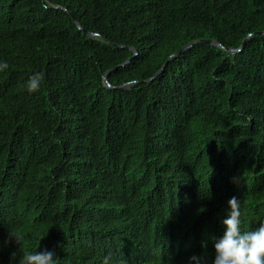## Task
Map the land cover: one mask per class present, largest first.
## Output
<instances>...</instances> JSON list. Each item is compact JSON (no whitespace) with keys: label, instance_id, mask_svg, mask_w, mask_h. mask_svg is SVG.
<instances>
[{"label":"trees","instance_id":"obj_1","mask_svg":"<svg viewBox=\"0 0 264 264\" xmlns=\"http://www.w3.org/2000/svg\"><path fill=\"white\" fill-rule=\"evenodd\" d=\"M256 33L264 0H0V264H212L230 198L264 222Z\"/></svg>","mask_w":264,"mask_h":264},{"label":"clouds","instance_id":"obj_2","mask_svg":"<svg viewBox=\"0 0 264 264\" xmlns=\"http://www.w3.org/2000/svg\"><path fill=\"white\" fill-rule=\"evenodd\" d=\"M7 62L0 63V70L7 69ZM43 80V73L33 74L27 81L29 92L38 91ZM230 211L222 224L226 231L214 240L215 257L212 264H264V222L253 230L241 229V201L235 196L229 199ZM17 240V238L15 237ZM18 241V240H17ZM206 248L207 245L202 244ZM52 251L28 253L22 256L20 264H57ZM103 264H109L105 258ZM124 264V262H121ZM189 264H207V255H193Z\"/></svg>","mask_w":264,"mask_h":264},{"label":"water","instance_id":"obj_3","mask_svg":"<svg viewBox=\"0 0 264 264\" xmlns=\"http://www.w3.org/2000/svg\"><path fill=\"white\" fill-rule=\"evenodd\" d=\"M73 19H74V21H75L77 27H78L80 30H83L82 25L79 23V21H78L75 17H74ZM87 34H88V36H90V37H96V34H93V33H87ZM254 35H264V33H256V34H254ZM252 36H253V35H249V36L245 39V41L243 42L242 47H241L240 49H238V50L229 49L228 51L233 52V53L240 52L242 49H244L246 43L249 41V39H250ZM197 43H205V44H210V45H214V46H216V47H220V48H222V46H221L220 43H216V42L211 41V40H202V41H200V42L191 43V44L185 46V47H184V48H183L178 54L172 55V56L167 60V62L165 63V65L162 67V69H161V70L155 75V77L152 78V79H150V80H153V79H155L156 77H158V76H159V75L165 70V68H166V66L168 65V63H169L171 60H173L174 58H176L177 55H179V54H181V53H183V52L189 50L191 47H193V46L196 45ZM130 49H131L132 51H134L135 56H134L133 58L129 59L126 63H124L123 66L129 64V63H130V62H131V61H132V60L138 55V51H137V50H135V49H133V48H130ZM112 70H115V69H112ZM110 72H111V70L108 71V72L105 74V76H104V82H105V84H106L109 88L114 89V88L110 85V83H109V81H108V75H109ZM133 84H134V83L129 84V85H126V86L116 87L115 89H126L127 87H129V86H131V85H133Z\"/></svg>","mask_w":264,"mask_h":264}]
</instances>
